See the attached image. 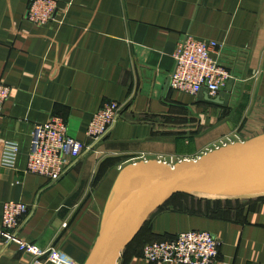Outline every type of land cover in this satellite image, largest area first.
Returning a JSON list of instances; mask_svg holds the SVG:
<instances>
[{"label": "crops", "instance_id": "crops-1", "mask_svg": "<svg viewBox=\"0 0 264 264\" xmlns=\"http://www.w3.org/2000/svg\"><path fill=\"white\" fill-rule=\"evenodd\" d=\"M30 1L0 0V83L11 90L0 116V231L4 203L31 208L19 234L28 248L5 246L0 234V264H85L123 168L169 165L164 157L175 164L197 160L212 151L197 154L210 145L198 138L214 129L213 110L235 94L264 102V0H55L64 15L59 28L27 22ZM186 34L221 43L233 56L235 81L221 105L167 90L173 54ZM109 103L122 107L119 120L60 180L25 172L35 125L59 117L70 138L85 142L92 117ZM5 142L19 148L13 167L1 165ZM171 202L116 264H149L141 259L144 244L188 231L214 235L223 264H264V200H182L179 210Z\"/></svg>", "mask_w": 264, "mask_h": 264}, {"label": "built area", "instance_id": "built-area-1", "mask_svg": "<svg viewBox=\"0 0 264 264\" xmlns=\"http://www.w3.org/2000/svg\"><path fill=\"white\" fill-rule=\"evenodd\" d=\"M62 12L55 0H31L25 19L34 26L54 24L59 28L63 25ZM232 60L233 56L227 53L223 44L186 34L173 54L174 68L167 75V90L194 99L203 95L212 100L220 98L229 82L235 81ZM10 94L11 90L0 83V116ZM121 110L119 104L109 103L97 112L88 125L85 142L70 138L64 120L59 117L35 125L31 131V148L25 172L44 178L49 183L57 182L108 135L119 120ZM18 153L16 143L5 142L1 165L13 167ZM30 214L31 208L23 203L3 204L0 234L5 246L17 244L21 250L28 248L19 234ZM220 245L211 233L182 232L172 238L144 244L141 259L149 264H223L219 257ZM59 261L65 264L62 259Z\"/></svg>", "mask_w": 264, "mask_h": 264}, {"label": "water", "instance_id": "water-1", "mask_svg": "<svg viewBox=\"0 0 264 264\" xmlns=\"http://www.w3.org/2000/svg\"><path fill=\"white\" fill-rule=\"evenodd\" d=\"M209 103L221 105L219 99ZM206 202L264 199V135L173 166L138 162L123 168L111 189L99 236L85 264H116L145 223L176 196Z\"/></svg>", "mask_w": 264, "mask_h": 264}, {"label": "rangeland", "instance_id": "rangeland-1", "mask_svg": "<svg viewBox=\"0 0 264 264\" xmlns=\"http://www.w3.org/2000/svg\"><path fill=\"white\" fill-rule=\"evenodd\" d=\"M235 95L229 99L226 107L221 109L218 108L217 111L213 110L211 112L214 115V118L209 119L208 124H213L214 129L209 133L206 132L207 134L198 138L200 140L205 139L207 142H210V145L201 148L202 150L200 149L197 154H203L207 150L214 151V147L220 146L221 142H246L264 135V102L255 95H245L243 97L240 95L238 96V94ZM217 112H219V114L216 117ZM205 114L203 113L202 115ZM224 119H227V124H220L219 120ZM196 127H198V125H196ZM203 129H205V127L198 128L201 132ZM177 135L179 136L180 134ZM162 159L170 163L169 165H173L176 162L172 160V162H174L171 163V159L168 157ZM177 198L180 199L179 201L185 200L180 196ZM166 208V205H164L161 209Z\"/></svg>", "mask_w": 264, "mask_h": 264}, {"label": "trees", "instance_id": "trees-1", "mask_svg": "<svg viewBox=\"0 0 264 264\" xmlns=\"http://www.w3.org/2000/svg\"><path fill=\"white\" fill-rule=\"evenodd\" d=\"M182 198H184L185 200H187L188 202H194V203H198V202H206V201H202V200H198V199H195V198H191V197H188V196H184V195H178ZM178 196H176L172 202H171V205L174 206L175 209L179 210L180 209V206H179V198H177ZM264 200V199H263ZM220 203H227V202H220Z\"/></svg>", "mask_w": 264, "mask_h": 264}]
</instances>
